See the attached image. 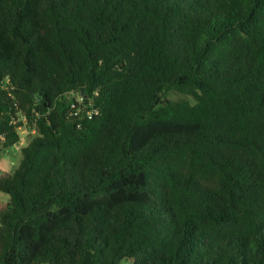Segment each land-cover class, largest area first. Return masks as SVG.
<instances>
[{"label":"trees","instance_id":"obj_1","mask_svg":"<svg viewBox=\"0 0 264 264\" xmlns=\"http://www.w3.org/2000/svg\"><path fill=\"white\" fill-rule=\"evenodd\" d=\"M22 126L0 264H264V0H0Z\"/></svg>","mask_w":264,"mask_h":264},{"label":"rangeland","instance_id":"obj_2","mask_svg":"<svg viewBox=\"0 0 264 264\" xmlns=\"http://www.w3.org/2000/svg\"><path fill=\"white\" fill-rule=\"evenodd\" d=\"M172 98H182V95H172ZM21 131V141L17 145H15L12 149L4 151L0 154V169H2L5 164L9 167V171H0V175H4L7 173L12 172L16 167H18L21 159H22V152L21 149L23 146L27 145V143L31 139V133L25 126L20 128ZM5 158H7L5 160ZM8 203V202H7ZM7 203H0V209H4L7 206ZM122 264H130L129 260H124Z\"/></svg>","mask_w":264,"mask_h":264},{"label":"clouds","instance_id":"obj_3","mask_svg":"<svg viewBox=\"0 0 264 264\" xmlns=\"http://www.w3.org/2000/svg\"><path fill=\"white\" fill-rule=\"evenodd\" d=\"M7 158H5L6 160ZM9 167L7 166V164H5V166L0 169V171H9ZM11 199V194L10 193H7V192H3V191H0V203H7L9 200Z\"/></svg>","mask_w":264,"mask_h":264}]
</instances>
